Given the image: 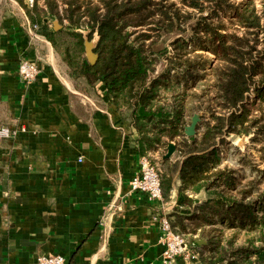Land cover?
Returning a JSON list of instances; mask_svg holds the SVG:
<instances>
[{
  "label": "crops",
  "instance_id": "0c3cea01",
  "mask_svg": "<svg viewBox=\"0 0 264 264\" xmlns=\"http://www.w3.org/2000/svg\"><path fill=\"white\" fill-rule=\"evenodd\" d=\"M66 23L47 0H0V128L9 130L0 136V264H34L49 253L68 264H162L153 213L188 235L182 225L195 220L189 216L224 178L183 179L191 153L173 140L176 149L164 159L168 140L152 155L162 173L161 199L130 191L142 154L138 132L102 82L73 76L65 53L42 31L59 43ZM20 59L36 62L34 81L20 79ZM217 170L227 171L219 162L203 175ZM189 237L197 258L175 264H212L201 232Z\"/></svg>",
  "mask_w": 264,
  "mask_h": 264
},
{
  "label": "trees",
  "instance_id": "16d2710c",
  "mask_svg": "<svg viewBox=\"0 0 264 264\" xmlns=\"http://www.w3.org/2000/svg\"><path fill=\"white\" fill-rule=\"evenodd\" d=\"M149 1L47 0V4L59 20L67 19L68 30L71 29V35L77 37L75 42L78 45L83 41L81 29L85 27L88 30V37L97 32L95 51L98 57L94 64H89L84 57L79 56L78 61H75L66 52L65 60L76 74L89 75L102 82L117 107L129 109L139 135L141 155H146L145 151L152 144L156 146L160 143L163 134H166L167 139L162 145H166L176 135H181L183 140L178 143L183 148L181 151L191 153L183 161L181 177H186L191 182L212 179V184L221 177L224 178L223 188L212 190V198L197 206L199 214L189 216L198 221L197 225L203 226L201 236L206 240L205 247L212 260L210 263L264 264V195L249 197V191L235 189L236 181L234 183V179H225L224 172L220 170L203 175L204 170L214 167L219 160L218 149L214 143H210L213 133H209V129L199 141L195 136L188 140L183 135L187 122L184 120L187 108L185 101L192 95V87L197 82L199 71L204 68L203 56L195 50H208L212 53L215 60L210 59L209 64L217 61L213 68L217 78L216 91L223 100L221 108L228 113L224 118L228 131L237 132L235 127L239 124L247 132V126L243 125L249 108L244 106L243 99L254 76H258V79L253 80L258 85L257 99L261 98L264 102V67L257 59H252V47H247V39L236 36L235 32L221 33L220 24L212 27V22H206L207 15H212L211 12L200 17L203 23L202 27L199 26L204 32L203 36L194 35L192 41L177 37L171 42L174 58L165 52L166 49L155 52L154 41H130L126 23L134 20L136 31L146 26L147 17L143 11ZM205 1L208 0H193L192 4L202 11L201 4ZM164 6L157 29L171 32L177 21V9ZM231 19L247 29L259 25V17L251 5L244 6ZM46 27L45 23L41 25V29ZM42 31L55 46L59 45L55 43L51 33ZM163 53L166 54L161 62L164 67L155 74V63ZM166 93L172 96L171 103L165 101ZM242 106L244 109H241ZM172 226L176 232L184 235L192 248H198L194 239L187 238L186 233L173 224ZM241 230L246 232L247 238L245 243L236 247V259L233 254H226L235 249L234 237L223 242L222 236L225 231L236 234ZM252 231H256L257 236L250 237Z\"/></svg>",
  "mask_w": 264,
  "mask_h": 264
},
{
  "label": "rangeland",
  "instance_id": "374dc122",
  "mask_svg": "<svg viewBox=\"0 0 264 264\" xmlns=\"http://www.w3.org/2000/svg\"><path fill=\"white\" fill-rule=\"evenodd\" d=\"M192 3L193 0H150L143 11L145 17H147L146 23L148 24L136 31V27L133 26L135 21H127L126 30L130 33L128 39L130 41L135 40V42L145 40V43L154 41L153 48L155 52L166 49L165 52L171 55V58H174L172 56L174 49L171 42L177 37L192 41V39L195 38L194 35L203 36L204 32L201 29L203 21L200 20V17L211 12L212 15H207L206 22H212V27L220 24L221 27L219 31L221 33L235 32L236 36L247 39V47H252V59H257L264 67V0H208L204 3L201 2L202 11H200L197 6H193ZM164 5H169L170 9H177V21L171 32H164L157 29V24L162 15V9L165 7ZM246 5H251L254 8V13L259 17V25L249 29L231 19L232 15H235L236 12H241ZM65 27L67 29L69 28L67 27V23ZM71 32V29L65 30L57 36L59 38V47L61 51L72 55L75 61H78V56L86 59L83 44L86 38L94 42L95 46L92 51L97 54L95 51L98 40L97 32L91 37H88V30L85 27L81 29V34L84 36L81 45L75 42L77 37L71 35ZM145 35L149 36L146 37ZM195 52L202 54L204 68L199 71L197 82L192 87V95L188 96L185 101L187 102L184 118L187 122L185 125L190 123L191 116L194 113L199 114L200 121L197 125L196 138L199 141L207 129H209V133H213L210 143H214L219 151L220 160H218L217 164L219 162L225 164L227 171L222 170L225 179H234V183L235 181L237 182V189L249 191L248 195L251 198L262 196L264 195V102L261 101V98L257 99L258 94L256 87H258V85L256 82H253V80L258 79V76H256V78L254 76L251 80L250 87L245 92L243 99L244 106L249 108L247 120L243 125L247 126V132H245L239 124L235 127L237 132L228 131L229 127H227V122L224 119L228 113L225 109L221 108L223 100L218 96L216 91L217 78L213 68L217 61L212 63L215 58L208 50L197 49ZM165 55L166 54L163 53L155 63V74L160 72L164 67L161 65V62L164 61L162 57H165ZM210 59L213 61L209 64ZM73 76L77 77L80 75L74 73ZM193 93L196 96H193ZM172 100L173 98L170 93H166L165 101L171 103ZM122 108L127 109L126 107ZM241 109H244L243 106ZM126 111L128 113L130 112L129 109ZM148 129H150V127ZM183 135L185 136L184 128ZM166 139V134H163L161 142L158 144L162 146V142L166 141ZM173 140L177 143H181L183 136L176 135ZM153 147L155 148V144H152L151 147L147 149L146 155H148L152 161H155L152 156L153 150H155ZM197 223L198 221L192 220V222L186 221L184 225H182L181 228L189 233L188 235L185 234L187 238L191 239L189 237L190 234L194 235L201 232V230L198 231L197 228H202L203 226H199ZM249 235H251L250 237L257 236L256 231H252ZM232 236L234 237L235 249L229 250L226 254H233L234 258L237 259L238 257H236L237 255L235 254L237 252L236 247L245 243L244 241L247 238V234L243 232V230L236 234H233L231 231H225L222 236L223 242L231 239ZM205 255L208 256L209 252Z\"/></svg>",
  "mask_w": 264,
  "mask_h": 264
},
{
  "label": "built area",
  "instance_id": "2783aa9c",
  "mask_svg": "<svg viewBox=\"0 0 264 264\" xmlns=\"http://www.w3.org/2000/svg\"><path fill=\"white\" fill-rule=\"evenodd\" d=\"M30 4L33 0H29ZM37 27V25H34ZM20 79L26 83L35 80L38 74L36 62L20 59L17 69ZM9 135L7 128H0V136ZM130 191L144 193L149 200H158L162 197L161 169L148 155H140L138 169L129 181ZM153 220L157 222L160 230L159 241L163 246L161 263L175 264L176 258L185 260L197 258V252L192 248L184 235L176 232L168 217L162 213H153ZM34 264H68L66 259L57 253L38 255Z\"/></svg>",
  "mask_w": 264,
  "mask_h": 264
},
{
  "label": "water",
  "instance_id": "95a60500",
  "mask_svg": "<svg viewBox=\"0 0 264 264\" xmlns=\"http://www.w3.org/2000/svg\"><path fill=\"white\" fill-rule=\"evenodd\" d=\"M84 45H85L86 57H87L88 62L91 63V64H94L96 62V60H97V54L92 51L93 46H95L94 42L85 39L84 40ZM199 121H200L199 114L194 113L191 116L190 123L188 125L184 126V134L187 137H191V136L195 135L196 127H197ZM175 149H176L175 143L173 141H169L167 143L166 152L163 155V158L164 159L169 158L173 154ZM201 242H204V240L201 239Z\"/></svg>",
  "mask_w": 264,
  "mask_h": 264
}]
</instances>
